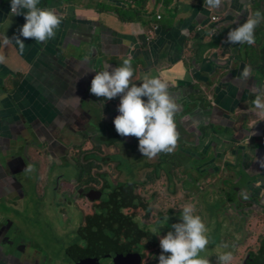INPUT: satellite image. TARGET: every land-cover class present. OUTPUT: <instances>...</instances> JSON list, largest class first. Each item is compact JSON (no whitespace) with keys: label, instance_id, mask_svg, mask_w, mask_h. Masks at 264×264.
<instances>
[{"label":"flooded vegetation","instance_id":"1","mask_svg":"<svg viewBox=\"0 0 264 264\" xmlns=\"http://www.w3.org/2000/svg\"><path fill=\"white\" fill-rule=\"evenodd\" d=\"M239 69L249 77V91H239L237 106L227 110L225 121L239 120L240 132L235 136L233 129L206 124L199 142L180 139L194 107L222 120L217 111L224 93L208 81V89L183 92L174 117L177 147L153 159L142 156L136 137L117 134L113 120L120 114V96L106 101L90 91H30L43 106L36 105L35 116L23 118L15 131L22 135L0 149L5 163L0 175V254H8V264H159V239L180 222L188 204L208 229V252L201 257L220 264L218 257L231 251L236 263L230 264H264L256 250L264 240V114L253 105L254 93L264 91V73L252 68L249 73L245 65ZM163 155L173 161L167 168ZM195 159L203 163L195 166ZM123 165L131 166L129 174L120 170ZM37 203L56 211L58 221L67 224L62 234L74 240L63 248L60 260L34 246L20 217L6 215L12 209L20 216ZM219 204L220 215L212 216ZM110 207H123L125 219L117 222ZM107 221L109 229L103 223ZM55 239L50 240L57 243Z\"/></svg>","mask_w":264,"mask_h":264},{"label":"crops","instance_id":"2","mask_svg":"<svg viewBox=\"0 0 264 264\" xmlns=\"http://www.w3.org/2000/svg\"><path fill=\"white\" fill-rule=\"evenodd\" d=\"M262 1L225 0L220 10H214L204 6V0H52L41 8L54 9L62 23L54 39L39 43L19 35L24 16L13 15L11 0H0V56L4 57L0 63V149L21 136L15 131L23 118H32L35 106H43L30 91H90L96 72L118 67L125 59L132 61V84L159 78L168 84L178 107L184 91L208 89L210 83L223 91L217 111L222 120L194 107L181 130L184 143L199 142L201 127L206 124L233 129L236 136L241 124L239 120L233 124L225 121L229 119L226 112L237 106L239 91H249V77L239 74V65L248 67L249 73L251 68L259 72L250 58L260 52L261 42L255 40L252 45L256 51L246 48L253 54L241 48L238 56L234 44L227 42V33L255 13V3L261 5ZM260 7L258 11L264 13V4ZM262 29L259 25L255 34ZM4 36L19 37L25 44L23 51L14 41L5 44ZM4 164L0 159V175ZM256 250L264 263V240ZM8 261V254H0V264Z\"/></svg>","mask_w":264,"mask_h":264},{"label":"clouds","instance_id":"3","mask_svg":"<svg viewBox=\"0 0 264 264\" xmlns=\"http://www.w3.org/2000/svg\"><path fill=\"white\" fill-rule=\"evenodd\" d=\"M224 2L225 0H204V6L220 10ZM39 4L40 0H11L10 8L13 15L24 16L25 23L20 28L19 35L44 43L55 38L62 17L54 9L41 8ZM262 21L264 13L256 11L242 24L228 31L227 42L254 45L255 30ZM13 41L22 52L25 44L19 37L9 39L4 36L5 44ZM3 61L4 57L0 56V63ZM110 68L111 66L96 72L91 81L90 93L103 97L106 101L120 96L117 109L120 114L113 120L117 134L136 137L139 152L148 159L161 153L174 152L179 139L174 119L178 105L168 91V84L156 77L145 80L139 86L132 84L134 69L131 59H125L120 66L109 70ZM254 95V107L264 114V91H257ZM75 98L80 101L79 97ZM194 212L193 205H185L180 213V222L172 224V230L159 239V264H210L208 258L200 256L209 244L206 235L208 229L201 217L194 215ZM222 247L228 248V245L224 244ZM164 253L170 255L166 256ZM218 260L220 264H230L233 254L225 251Z\"/></svg>","mask_w":264,"mask_h":264},{"label":"rangeland","instance_id":"4","mask_svg":"<svg viewBox=\"0 0 264 264\" xmlns=\"http://www.w3.org/2000/svg\"><path fill=\"white\" fill-rule=\"evenodd\" d=\"M248 51L249 50L247 49L246 53H248ZM186 156H188V154ZM123 161L126 162L124 159ZM161 162L162 164H164L163 167L167 168L168 165L173 161L172 159L170 161L167 155H163V161ZM183 162L184 161H180L181 164ZM191 162L195 166H199L201 165V163H203V162H198V160L196 159L191 160ZM120 170L125 172V174H129V172L131 171V166L123 165ZM161 187L163 188V184ZM33 202H37V201L33 198ZM1 208L2 207L0 206V210ZM219 208H220V204H219V207L218 205L214 206V208L212 209V213H213L212 216L216 215L217 217L218 215H220V211L222 209H219ZM194 214L202 217L199 212L194 213ZM6 215L11 220H18L20 217L21 220H19V224L22 226V228H24L26 233H28L27 234V236H29L28 238L34 241V243L36 244L34 246H39V245L42 246L44 253L51 256L54 260L55 259L60 260L62 258V255L66 253L63 248L67 247L68 245H72L74 242V240L71 237L68 238L69 235L67 236L66 233L62 234V231L66 229L67 224L60 223V221H58V216L56 215V211L52 210L50 207H48V205L45 206V205H40L39 203H37L35 207H33L32 205L30 209H26L25 211H23V213L20 216H16L14 213V210L6 209ZM229 215L231 218L234 217V215H232L231 213ZM211 218L212 219L210 220L214 222L216 221L214 217H211ZM211 231H214V230H211ZM215 236H218V235L211 233V237H215ZM50 239L57 240V243L56 241L54 243ZM58 247H62V248L58 249ZM205 252H208V246L205 249ZM232 262L236 263L234 262V259L232 260Z\"/></svg>","mask_w":264,"mask_h":264},{"label":"trees","instance_id":"5","mask_svg":"<svg viewBox=\"0 0 264 264\" xmlns=\"http://www.w3.org/2000/svg\"><path fill=\"white\" fill-rule=\"evenodd\" d=\"M50 1H52V0H40V4L38 6L39 7L47 6ZM163 1H165L166 3H168L169 0H163ZM263 1H262V4H264ZM136 2L143 3V2H145V0H136ZM262 4L260 5L259 2L257 4L255 3V8L253 9L254 12L258 11V8L260 6L262 7ZM123 14H126V13L124 12ZM121 17L123 18V15ZM130 17L131 16H129V15H128V17L126 16V18H130ZM259 25L264 26V21H262ZM255 38H256L255 39L256 41L261 42L260 43L261 44V50H260V52H257V54H256V52H254V54H253L252 51H254V50L256 51L257 49H254L252 45L250 46V45H247V44H234L235 52L239 56L243 52L242 51L243 48H245V50H247L246 48H252L253 50L251 51V54H253L255 56V58L252 59V58L249 57L250 58V63L252 65H254L261 73H264V31H263V29L260 30V31H258L255 34ZM248 53H250V52H248ZM122 208L123 207H115V208L114 207H110V213H109V215L116 216L117 222L119 220H121V219H125V216H124V214L122 212ZM103 223L106 226V228L109 229V227H110V221L103 222ZM102 227H103V225H102ZM125 233L128 236H130L129 231H126Z\"/></svg>","mask_w":264,"mask_h":264},{"label":"built area","instance_id":"6","mask_svg":"<svg viewBox=\"0 0 264 264\" xmlns=\"http://www.w3.org/2000/svg\"><path fill=\"white\" fill-rule=\"evenodd\" d=\"M158 19H161V16H158ZM217 18H213V20H216Z\"/></svg>","mask_w":264,"mask_h":264},{"label":"water","instance_id":"7","mask_svg":"<svg viewBox=\"0 0 264 264\" xmlns=\"http://www.w3.org/2000/svg\"><path fill=\"white\" fill-rule=\"evenodd\" d=\"M220 81L222 80L220 77H219ZM221 82L218 83V85L220 84Z\"/></svg>","mask_w":264,"mask_h":264}]
</instances>
